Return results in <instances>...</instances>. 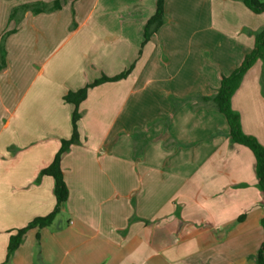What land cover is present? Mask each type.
<instances>
[{
  "label": "crops",
  "instance_id": "0c3cea01",
  "mask_svg": "<svg viewBox=\"0 0 264 264\" xmlns=\"http://www.w3.org/2000/svg\"><path fill=\"white\" fill-rule=\"evenodd\" d=\"M0 0V264H256L264 195L255 158L233 143L211 97L264 28L240 0H164V23L143 43L156 0H58V10ZM79 104V143L60 159L67 200L49 227L9 236L55 206L40 176L72 134L63 101L101 77ZM245 135L264 148V58L231 96Z\"/></svg>",
  "mask_w": 264,
  "mask_h": 264
},
{
  "label": "trees",
  "instance_id": "16d2710c",
  "mask_svg": "<svg viewBox=\"0 0 264 264\" xmlns=\"http://www.w3.org/2000/svg\"><path fill=\"white\" fill-rule=\"evenodd\" d=\"M66 2L67 0H63ZM246 8H248L254 14L264 13V1L260 0H240ZM61 5L58 0L51 2L50 4L44 2H35L23 4L12 8L9 14V21H14L15 25L18 26L24 13L31 12L34 14L51 12L60 9ZM164 0H156L155 2V12L147 20L144 33H143V44H145L151 35L156 32V30L164 23ZM16 28L6 31L3 33L0 39V70L5 68V40L6 37L15 32ZM264 58V28H262L254 38V46L252 51L247 54L240 66L235 69L228 76H223L220 81V85L217 88L215 94L211 97H199V101L203 103H211L215 109L220 112L226 119L229 126L230 139L233 143L242 145L248 148L254 155L255 158V173L257 178V187L260 192L264 195V148L257 142V140L252 137L245 135L240 127V121L238 114L231 108V96L237 89L243 75L246 71L254 64L257 59ZM131 71L128 70L114 76L111 78L101 77L94 80L92 83L85 85L83 88L68 92L64 97L63 101L74 106V110L71 115V126L72 134L68 140H62L61 146L54 156L52 163L40 172V176H50L54 181L53 193L55 197V206L51 213L46 216L36 217L30 221L24 228L16 230L14 234L9 236L7 244V253L5 262H8L11 255L20 245L22 239L26 235L27 231L32 228H45L49 227L56 216L60 212L61 205L67 200L68 188L64 182L60 159L61 156L68 151L69 147L74 144L79 143V137L77 132V123L80 119V114L78 112V106L82 103L89 89L101 85L106 82H115L126 78ZM264 209V207H263ZM261 227L263 231V240L260 244L259 249L255 254L256 264H264V215L261 219Z\"/></svg>",
  "mask_w": 264,
  "mask_h": 264
},
{
  "label": "rangeland",
  "instance_id": "374dc122",
  "mask_svg": "<svg viewBox=\"0 0 264 264\" xmlns=\"http://www.w3.org/2000/svg\"><path fill=\"white\" fill-rule=\"evenodd\" d=\"M260 1H264V0H260ZM12 30V29H11ZM8 31H10V30H8Z\"/></svg>",
  "mask_w": 264,
  "mask_h": 264
}]
</instances>
